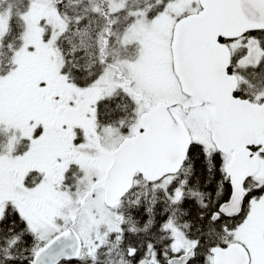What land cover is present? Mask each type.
<instances>
[{
    "label": "snow or ice",
    "instance_id": "1",
    "mask_svg": "<svg viewBox=\"0 0 264 264\" xmlns=\"http://www.w3.org/2000/svg\"><path fill=\"white\" fill-rule=\"evenodd\" d=\"M0 264H264V0H0Z\"/></svg>",
    "mask_w": 264,
    "mask_h": 264
}]
</instances>
